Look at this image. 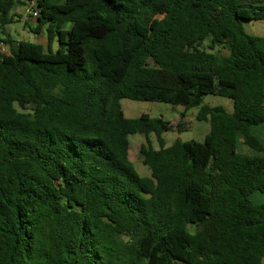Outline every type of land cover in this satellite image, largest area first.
Returning a JSON list of instances; mask_svg holds the SVG:
<instances>
[{"label":"trees","instance_id":"16d2710c","mask_svg":"<svg viewBox=\"0 0 264 264\" xmlns=\"http://www.w3.org/2000/svg\"><path fill=\"white\" fill-rule=\"evenodd\" d=\"M16 4L0 0L1 35ZM31 8L46 44L0 40V264H262L264 37L242 22L264 21V0ZM122 99L197 108L209 132L166 146L171 124L126 118ZM134 134L147 177L128 157Z\"/></svg>","mask_w":264,"mask_h":264},{"label":"rangeland","instance_id":"374dc122","mask_svg":"<svg viewBox=\"0 0 264 264\" xmlns=\"http://www.w3.org/2000/svg\"><path fill=\"white\" fill-rule=\"evenodd\" d=\"M36 0H23V4H16L14 11L16 17H14V21L12 24H9L5 27L4 33L11 36V38L18 39L22 38L24 40L30 42H43L46 44V39L42 35L34 36L33 33L30 32L28 24L33 22L29 17H27L26 13L29 12L32 5H34ZM24 10L21 12V10ZM24 16L27 17L24 19ZM159 17L155 19L157 21ZM243 28L245 32L252 36L264 37V21H243ZM32 26V25H31ZM1 32V31H0ZM3 35L0 34V40H2ZM208 42H204V47H206ZM56 42L52 43L53 51L56 49ZM206 49L212 53H216L218 55H226L227 52L221 47H216L213 50ZM120 105L122 111L126 118H137L141 114H148L150 117H162L166 121H168L173 130L167 132L163 135V139L165 141L166 146L172 145V143L178 139L182 142L194 140L197 142H202L205 135L209 132V124L204 121H196L195 116L197 113V108H192L186 112L185 117H180V112H182L183 108L179 106H173L165 103H151V102H137L129 99L120 100ZM202 105H207L210 107L221 106L225 108L228 112L232 111L233 103L230 99L223 98L217 95H206L203 97ZM179 122H184L183 131H177V125ZM261 134L264 135V130L261 131ZM148 139L150 140V144L155 149L158 148V144L154 135H149ZM129 140V151L128 157L130 162L133 164L136 172L141 177L149 176V169L142 164V156L140 154L141 145L145 144V137L139 134L130 135L128 137ZM239 151L244 154H252V151L248 148L239 147ZM254 154V153H253ZM255 201L258 204L264 205V194L256 195ZM264 264V260L263 263Z\"/></svg>","mask_w":264,"mask_h":264},{"label":"built area","instance_id":"2783aa9c","mask_svg":"<svg viewBox=\"0 0 264 264\" xmlns=\"http://www.w3.org/2000/svg\"><path fill=\"white\" fill-rule=\"evenodd\" d=\"M28 16H29V18L31 19V20H34L35 18H36V16H37V12L36 11H34L32 8L29 10V12H28ZM5 46L4 45H0V51L1 52H3V51H5Z\"/></svg>","mask_w":264,"mask_h":264},{"label":"crops","instance_id":"0c3cea01","mask_svg":"<svg viewBox=\"0 0 264 264\" xmlns=\"http://www.w3.org/2000/svg\"><path fill=\"white\" fill-rule=\"evenodd\" d=\"M15 10H16V8L14 9V11H15ZM23 11H24V10L22 9L21 12H23ZM26 15H27V17H29V16H28V13H26ZM27 17L24 16V19L27 18ZM32 24H33V22H30V26H31ZM32 26H33V25H32ZM5 34H6V33H5ZM5 34H4L2 37H5ZM9 36H10V35H9ZM34 36L36 37V35H34ZM43 37H44V36H43ZM10 38H11V36H10ZM44 38H45V37H44ZM20 39H22V38H18V39H16V40H20ZM45 39H46V38H45ZM34 42H35V41H34ZM36 42H37V41H36ZM41 43H43V42L41 41ZM44 44H45V43H44ZM230 112H232V111H230ZM230 112H229V113H230ZM262 136H263V139H264V135H262Z\"/></svg>","mask_w":264,"mask_h":264}]
</instances>
